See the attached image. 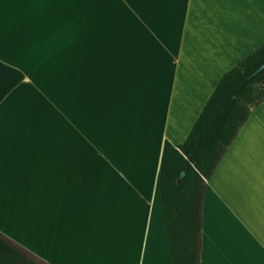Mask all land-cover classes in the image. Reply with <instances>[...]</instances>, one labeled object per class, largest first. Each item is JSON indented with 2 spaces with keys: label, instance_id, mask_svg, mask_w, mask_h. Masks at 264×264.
I'll return each mask as SVG.
<instances>
[{
  "label": "crops",
  "instance_id": "crops-1",
  "mask_svg": "<svg viewBox=\"0 0 264 264\" xmlns=\"http://www.w3.org/2000/svg\"><path fill=\"white\" fill-rule=\"evenodd\" d=\"M264 0H0V234L45 264H171L159 191ZM199 264H264V101L216 166Z\"/></svg>",
  "mask_w": 264,
  "mask_h": 264
},
{
  "label": "trees",
  "instance_id": "trees-1",
  "mask_svg": "<svg viewBox=\"0 0 264 264\" xmlns=\"http://www.w3.org/2000/svg\"><path fill=\"white\" fill-rule=\"evenodd\" d=\"M264 44L223 74L185 141H165L159 191L171 264H199L202 202L210 179L252 110L264 101ZM24 74L0 62V102ZM0 264H45L0 234Z\"/></svg>",
  "mask_w": 264,
  "mask_h": 264
},
{
  "label": "water",
  "instance_id": "water-1",
  "mask_svg": "<svg viewBox=\"0 0 264 264\" xmlns=\"http://www.w3.org/2000/svg\"><path fill=\"white\" fill-rule=\"evenodd\" d=\"M262 69H264V64L260 67V69L259 70H262Z\"/></svg>",
  "mask_w": 264,
  "mask_h": 264
}]
</instances>
